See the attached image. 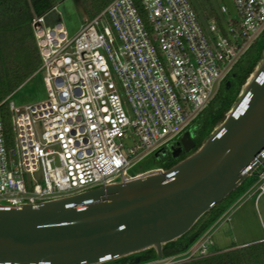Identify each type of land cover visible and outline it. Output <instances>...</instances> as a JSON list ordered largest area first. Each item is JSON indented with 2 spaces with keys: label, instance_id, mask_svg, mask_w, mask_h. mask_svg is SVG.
I'll use <instances>...</instances> for the list:
<instances>
[{
  "label": "built area",
  "instance_id": "1",
  "mask_svg": "<svg viewBox=\"0 0 264 264\" xmlns=\"http://www.w3.org/2000/svg\"><path fill=\"white\" fill-rule=\"evenodd\" d=\"M232 1L236 17L222 4V23L203 25L190 0H112L74 35L62 21H47L56 5L36 14L42 62L34 74H44L48 98L22 107L12 93L0 102V206L164 170L131 172L189 129L264 32V0ZM249 177L260 196L264 165ZM214 244L207 236L184 260L210 254Z\"/></svg>",
  "mask_w": 264,
  "mask_h": 264
},
{
  "label": "water",
  "instance_id": "2",
  "mask_svg": "<svg viewBox=\"0 0 264 264\" xmlns=\"http://www.w3.org/2000/svg\"><path fill=\"white\" fill-rule=\"evenodd\" d=\"M180 144L178 151L187 154L164 170L35 204L0 206V264H100L150 248L155 260L166 259V243L264 165V54L203 143L197 147L188 130Z\"/></svg>",
  "mask_w": 264,
  "mask_h": 264
},
{
  "label": "trees",
  "instance_id": "3",
  "mask_svg": "<svg viewBox=\"0 0 264 264\" xmlns=\"http://www.w3.org/2000/svg\"><path fill=\"white\" fill-rule=\"evenodd\" d=\"M89 19L94 18L112 0H81ZM198 13L203 25L211 19H217L221 24L224 15L213 5L211 0H190ZM56 4V0H0V102L7 99L22 86L41 65L40 49L33 28V19L36 14L47 12ZM34 9V11L32 10ZM222 14V15H221ZM264 54V32L255 41L244 57L238 62L236 70L237 81L231 91L221 98L218 94L202 113L190 125L189 130L194 134L196 146H200L211 134L215 126L221 123L226 112L235 103L242 86L254 71ZM220 97V98H219ZM7 135L11 136V114L9 102L6 100L1 107ZM155 156L158 166L169 168L184 156L173 158H159ZM254 178H247L244 183L232 191L217 205L207 211L196 224L177 240L164 245L165 256L179 255L186 252L192 244L240 197L252 184ZM195 238L194 241L192 239ZM229 249L214 248L206 256L187 260L182 264H264V240ZM144 263L157 258L154 248L139 253ZM138 255H128L100 264H136Z\"/></svg>",
  "mask_w": 264,
  "mask_h": 264
},
{
  "label": "rangeland",
  "instance_id": "4",
  "mask_svg": "<svg viewBox=\"0 0 264 264\" xmlns=\"http://www.w3.org/2000/svg\"><path fill=\"white\" fill-rule=\"evenodd\" d=\"M211 2L219 10V12L221 5L226 4L229 8V14L236 17V9L232 0H211ZM55 5L57 6V9L51 10L47 16V21L51 24L56 21H62L70 35L76 34L82 24L89 19L81 0H56ZM43 77V73L34 74L14 92L10 100H13L17 106L23 107L25 105L34 104L38 101L47 99L48 90ZM227 113L228 111L226 114ZM128 142L131 143L130 140H128L127 143ZM156 167L163 166H158L153 153L139 161L131 169V172H145ZM259 184L260 183H256L253 185L252 182L247 190L244 191L238 199L233 201L230 207L207 231L196 239L186 252L169 259L167 258L160 261L154 259L140 264H162L167 260L169 262L175 261L176 264H182L186 261L184 260V257L195 251L199 247L200 243L209 235L212 236L215 242L212 249H224V247L235 244H250L264 240V193L260 196L256 193ZM228 218L230 219L228 220ZM139 253H134L132 255L139 256Z\"/></svg>",
  "mask_w": 264,
  "mask_h": 264
},
{
  "label": "flooded vegetation",
  "instance_id": "5",
  "mask_svg": "<svg viewBox=\"0 0 264 264\" xmlns=\"http://www.w3.org/2000/svg\"><path fill=\"white\" fill-rule=\"evenodd\" d=\"M240 73H241L240 68L237 70L235 68L231 72V74L228 76V78L224 81L223 85L221 86V90L219 92V95L221 98H224L231 91V89L234 87V85L237 81V75ZM189 131L192 133V136L194 138L193 129H192V131L191 130H189ZM181 137H179L177 140H175L171 143H168V144L164 145L163 147H161L160 149H158L160 151L158 152L157 156L159 158H164V157L170 158V156L173 158H178L181 156H185L187 154V152L184 149L181 151H178V148L182 146V144H180ZM175 152L178 153L177 154L178 156L174 155ZM154 154H156V153L154 152Z\"/></svg>",
  "mask_w": 264,
  "mask_h": 264
},
{
  "label": "crops",
  "instance_id": "6",
  "mask_svg": "<svg viewBox=\"0 0 264 264\" xmlns=\"http://www.w3.org/2000/svg\"><path fill=\"white\" fill-rule=\"evenodd\" d=\"M260 241H261V240H260ZM237 245H239V244H237ZM242 245H244V244H242ZM229 247H230V246L224 247V249H229Z\"/></svg>",
  "mask_w": 264,
  "mask_h": 264
}]
</instances>
